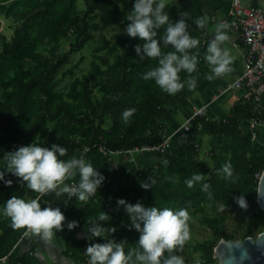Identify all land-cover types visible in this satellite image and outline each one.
<instances>
[{
  "label": "trees",
  "instance_id": "1",
  "mask_svg": "<svg viewBox=\"0 0 264 264\" xmlns=\"http://www.w3.org/2000/svg\"><path fill=\"white\" fill-rule=\"evenodd\" d=\"M8 1L0 0V13L13 15L22 22L11 39L0 34V148L4 149V152H0V170L6 171L4 155L8 151L37 140L46 146L58 143L66 147L67 153L63 158L85 156L104 174L105 179L97 192L86 201L81 202L76 195L66 192L62 208L66 214L64 224L76 220L79 228L87 232L94 242L107 239L124 241L126 251L139 248L140 232L130 227L131 214L117 203L121 197L132 203L142 202L146 206L171 205L189 210H203L206 204L218 205L219 201L225 204L223 209L226 210H254L255 226L264 223V211L255 208L258 204L259 180L264 171V147L256 144L247 128L242 127L244 120L255 115L264 119V109L257 115L253 101L242 97L234 103L230 115L224 120L197 114L182 135L178 149L171 151L169 148L165 153H159L160 160L144 172L136 167L123 169L116 174L112 184L105 186L114 173L116 161L112 154L103 152L101 147L126 151L162 143L174 109L189 104L187 92L181 89L171 94L163 91L154 78L145 79L144 74L157 66L158 58L142 57L137 53L136 46H142L143 40L139 36L128 35L119 36L115 42L105 40L98 49H108L114 53L113 59L105 55L97 56L98 61L92 62L89 73L75 77L66 94L61 95L58 86L72 70L64 72L62 78H56L57 72L71 53L94 39L92 29L99 28L98 24L90 21L91 14L97 9H104L107 21L119 23L123 19L128 24L127 13L133 0H118L122 4L118 18L97 0H86L84 11L79 9L78 0H30L23 9L14 8L20 0L11 5H8ZM226 6V0H178L168 2L165 10L173 22L187 12L188 15L183 18L188 23L189 32L195 36L209 29V24L204 28L197 25L196 17H226ZM165 28L166 25L157 29V36L162 51L167 52L172 50V46L163 42ZM66 37L72 39L71 49L56 60L36 52L38 44L46 38L58 41ZM208 42L202 44L201 48V72H204L202 64ZM206 67L210 71L208 63ZM189 77L191 74L182 70L181 78L186 80ZM96 87L101 96L95 94ZM129 108L135 111L125 121L122 113ZM201 129L214 134L219 142L209 151L212 166L200 158V148L196 146ZM227 160L234 167L232 177L220 170ZM194 172L203 173L204 180L190 188L185 181ZM6 174L11 176L14 183L6 185L0 181V209L14 194L25 198L38 195L27 188L26 182H20V178ZM153 179L155 183H152ZM76 181L78 185L79 173ZM142 181H147L151 186L142 187ZM66 183H70V178ZM204 183L209 185L207 189ZM241 192L246 194L247 208H241L234 199ZM58 199L55 192L41 197L42 201L47 200L54 206ZM101 212L107 213L103 220L99 218ZM92 224L103 225L105 235L92 236L89 231ZM208 224L215 236L209 243L199 244V248L205 260L213 262L217 259L214 252L220 240L231 237H227L225 228L215 217L208 219ZM27 233L24 227H12L11 218L0 212V261L5 259L10 264H33L31 254L20 253L16 247ZM248 236H255L254 228L248 229L244 238ZM86 248L84 239L68 237L63 251L78 264H88Z\"/></svg>",
  "mask_w": 264,
  "mask_h": 264
},
{
  "label": "clouds",
  "instance_id": "2",
  "mask_svg": "<svg viewBox=\"0 0 264 264\" xmlns=\"http://www.w3.org/2000/svg\"><path fill=\"white\" fill-rule=\"evenodd\" d=\"M264 6V0H259ZM168 0H133V6L127 13V33L143 40L142 46L137 44L136 51L144 55L158 58L157 66L150 68L145 74V79L154 78L155 83L165 92L175 94L187 87L194 89L197 85L195 77L181 78L182 70L193 73L198 67L199 55L190 50L197 48L200 39L193 36L188 30L185 18L187 12L174 22L166 11ZM207 15L196 17V24L201 28L209 24ZM166 25L165 34L162 37L165 45L170 44L172 50L162 51L157 29ZM228 25L218 22L213 26L214 35L207 44L206 59L210 71L207 78L212 80L232 71V65L236 59L234 45L229 47L225 42L230 40ZM198 52V49H197ZM135 109H125L122 113L125 121L128 120ZM67 148L58 143L51 146L33 141L21 144L17 148L8 151L4 155L6 171L0 170V181L6 185H12L14 180L6 173L20 178V182H26L27 188L38 193L32 198L23 195L10 196L0 212L11 218L12 227H24L28 232L35 233L44 239H51L58 230L65 227L66 214L59 205H53L41 197L47 193L55 192L57 196L62 193L76 195L83 202L94 195L102 184L105 176L85 156L72 155L65 157ZM226 176L232 177L234 172L230 160L223 163L220 169ZM79 173L78 185L66 183L69 178ZM204 174L194 172L185 183L193 187L196 182L203 181ZM155 183V180H152ZM147 181H142V187L149 188ZM204 188L209 185L204 183ZM264 196V192H261ZM241 208L248 207L246 194L241 192L234 197ZM117 203L123 205L131 214L132 224L140 232L139 248H130L126 251V242L107 239L89 243L85 249L88 264H186L185 257L177 254L184 248L186 241L191 239L190 213L187 207L146 206L142 202H129L125 198H118ZM43 205V206H42ZM221 209L225 207L218 201ZM107 217V213L101 212V220ZM78 221L67 222L68 228H74ZM92 236L105 235L103 225L92 224L89 228ZM176 250V251H174ZM170 253L165 255V253ZM135 254V260H133ZM246 256V253L243 254ZM243 258V257H242ZM199 264V262H197Z\"/></svg>",
  "mask_w": 264,
  "mask_h": 264
},
{
  "label": "rangeland",
  "instance_id": "3",
  "mask_svg": "<svg viewBox=\"0 0 264 264\" xmlns=\"http://www.w3.org/2000/svg\"><path fill=\"white\" fill-rule=\"evenodd\" d=\"M16 0L8 1V5L13 4ZM30 0H20L15 5V9H23L27 7V4ZM174 0H168L171 2ZM250 0H244L245 4H249ZM99 4H102L103 8L110 10L111 13L115 14V18H118L120 9L122 8L121 2L118 0H106L100 1L97 0ZM133 6V5H132ZM78 7L80 10L86 9V0H78ZM132 8V7H131ZM131 8L128 10L130 11ZM216 18H213V22ZM90 21L99 25V28L92 29L95 37L90 40L83 48L74 51L69 55L68 61L59 69L56 74V78H62L64 72L72 70L71 73L64 76L63 80L58 86L59 93L65 95L70 88V83L75 77H82L85 74H88L92 69V62L97 60V56L105 55L108 56L111 60L113 59V54L108 49L99 50L98 48L102 46L105 40L110 42H115L119 36H128L127 33V24L123 19L119 23H111L107 21L105 17L104 9L95 10L91 16ZM22 21L16 20L13 15L6 16L5 12L0 13V34L5 35L8 39H11L15 34L16 29L20 26ZM202 43L201 34L197 36ZM71 38H62L61 40L54 41L50 38H46L44 41L40 42L36 48V52L40 53L48 58L56 60L65 53H68L71 49ZM194 49V48H193ZM192 49V51H193ZM121 50V49H120ZM31 63V62H29ZM94 92L97 96H101V92L98 91L96 87ZM0 152H4L3 148H0ZM144 151H138L135 154H123L125 157L133 160L136 158L139 153ZM203 152V148H202ZM115 158V156H113ZM117 164H119L116 161ZM116 164V165H117ZM144 166V165H141ZM145 167V166H144ZM138 168L141 172H144L145 168ZM121 167V171H122ZM120 171L114 170V173L106 182L105 186L112 184L115 180V176ZM67 182V181H66ZM66 196L60 194V198L55 203L56 205H63ZM256 209H262L259 203L255 206ZM263 210V209H262ZM254 210L242 211L239 209L226 210L221 209L219 205L206 204L203 210L200 209H190V231L191 239L186 241L184 248L179 250L177 254H181L185 257L186 264H219V260L216 259L213 262H207L203 257L202 251L199 248L201 243H209L215 236V233L212 228L209 227L208 219L215 217L221 226L225 228L227 237L233 235H239L245 237L246 232L251 227L254 228L255 234L259 235L264 231V223L259 227H256V220L254 218ZM264 211V210H263ZM264 222V218H263ZM48 259V258H46ZM50 261V259H48ZM51 262V261H50ZM51 264H53L51 262Z\"/></svg>",
  "mask_w": 264,
  "mask_h": 264
},
{
  "label": "crops",
  "instance_id": "4",
  "mask_svg": "<svg viewBox=\"0 0 264 264\" xmlns=\"http://www.w3.org/2000/svg\"><path fill=\"white\" fill-rule=\"evenodd\" d=\"M178 1V0H174ZM229 0H226L228 2ZM224 11V9H223ZM225 12V11H224ZM210 18L209 21V30H213V26L218 23V18H216L213 22V17L207 15ZM223 17V16H222ZM224 23H225V18ZM227 31V29H226ZM200 33H197L195 36L197 37ZM229 47H234V52L236 53V59L232 65V71L225 73L219 77H216L212 80L207 78V73L209 72V68L206 67L207 61L204 59V63L202 66L204 67V72L199 70V60L201 55L202 44L200 43L197 48H194L193 53H197L199 55L198 67L193 72L190 73L191 77H195L197 80V85L194 89H189L187 84L183 88L187 92V97L189 100L188 105H181L178 109H174L172 118L167 122V131L166 135L170 137L171 141V151H175L181 146L182 143V135L186 131L184 125L188 121L190 124L194 121V114L197 108L203 109V114L209 118L224 120L226 119L231 111L234 103L239 101L244 93L243 89L233 88L226 89L228 83L233 82L242 72L244 68V48L242 46H237L235 43V38L230 35V40L225 42ZM198 49V52H197ZM247 120H244L242 123V127L247 128ZM198 140L201 144L200 148V158L208 165H213V160L209 156V151L217 147L219 145L217 137L210 133L208 130L201 129L198 133ZM203 148V152H202ZM160 160L158 154L156 152L144 151L139 153V155L131 160L128 157H125L123 154L121 157L116 158L122 169L127 168H141L144 167L146 170L150 166L156 164ZM144 165V166H141ZM66 196V192L62 193ZM60 198V195L58 196ZM56 205V204H55ZM63 208V205L60 206ZM68 237H76L79 239H84L87 242V246L89 243H93L94 239L85 231H82L78 224L74 228H68L67 225L62 230H58L53 239L62 247L64 250L66 248V242ZM17 250L18 245L16 246ZM20 252V251H19ZM21 253V252H20ZM71 264H78V261L75 259H71ZM31 261L33 264H51L48 259L42 258L38 252H34L31 254ZM0 264H10L5 259L0 261Z\"/></svg>",
  "mask_w": 264,
  "mask_h": 264
},
{
  "label": "built area",
  "instance_id": "5",
  "mask_svg": "<svg viewBox=\"0 0 264 264\" xmlns=\"http://www.w3.org/2000/svg\"><path fill=\"white\" fill-rule=\"evenodd\" d=\"M225 13V23L228 25L229 35L235 38L237 46H242L245 50L244 68L233 82L227 84L226 89H243L242 97L253 101L254 111L258 115L264 109V6L260 4L259 0H250L249 4H245L244 0H229ZM200 34L201 44L212 38L209 29ZM197 114H203V109L197 108L194 117ZM247 123V131L251 134L252 140L264 147V119L255 115L247 119ZM190 126L191 124L188 122L185 129H189ZM196 146L201 148L199 141ZM170 147V137L166 135L163 142L158 145L135 147L126 151H112L104 146L101 149L103 152L115 156L116 152L129 155L138 151H151L159 154L165 153ZM116 164L114 170L121 171L120 164ZM69 184L77 185L76 177L70 178Z\"/></svg>",
  "mask_w": 264,
  "mask_h": 264
},
{
  "label": "water",
  "instance_id": "6",
  "mask_svg": "<svg viewBox=\"0 0 264 264\" xmlns=\"http://www.w3.org/2000/svg\"><path fill=\"white\" fill-rule=\"evenodd\" d=\"M223 21L222 16L218 18V22ZM210 33L213 37L214 29ZM261 192H264V171L259 180L257 198V202L264 210V196ZM230 237L222 238L215 248L214 257L219 260V264H264V231L246 238L239 235ZM18 249L21 253L38 252L42 258L50 259L53 264L72 263L71 258L53 238L44 239L35 233L25 234L18 244Z\"/></svg>",
  "mask_w": 264,
  "mask_h": 264
},
{
  "label": "bare ground",
  "instance_id": "7",
  "mask_svg": "<svg viewBox=\"0 0 264 264\" xmlns=\"http://www.w3.org/2000/svg\"><path fill=\"white\" fill-rule=\"evenodd\" d=\"M188 123V121L186 122V124ZM186 124L184 125V127L186 126ZM117 156H122V154H120V153H115V157H117ZM121 166V165H120ZM122 167V166H121Z\"/></svg>",
  "mask_w": 264,
  "mask_h": 264
}]
</instances>
